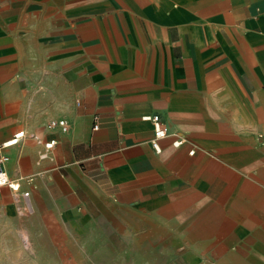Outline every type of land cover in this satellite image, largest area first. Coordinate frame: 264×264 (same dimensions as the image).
<instances>
[{"label": "crops", "instance_id": "0c3cea01", "mask_svg": "<svg viewBox=\"0 0 264 264\" xmlns=\"http://www.w3.org/2000/svg\"><path fill=\"white\" fill-rule=\"evenodd\" d=\"M1 154L0 264L128 213L264 264V0H0Z\"/></svg>", "mask_w": 264, "mask_h": 264}, {"label": "rangeland", "instance_id": "374dc122", "mask_svg": "<svg viewBox=\"0 0 264 264\" xmlns=\"http://www.w3.org/2000/svg\"><path fill=\"white\" fill-rule=\"evenodd\" d=\"M138 223V225H137ZM106 226V227H103ZM148 220L128 213L124 220H103L88 233L78 234L75 250L45 252V264H234L214 251H187L180 241L150 229ZM30 254L32 252H29ZM235 264H252L246 252H238ZM50 256V257H49ZM42 262L31 258L30 263Z\"/></svg>", "mask_w": 264, "mask_h": 264}, {"label": "built area", "instance_id": "2783aa9c", "mask_svg": "<svg viewBox=\"0 0 264 264\" xmlns=\"http://www.w3.org/2000/svg\"><path fill=\"white\" fill-rule=\"evenodd\" d=\"M144 119L151 120L154 125V135L151 138V144L155 149L160 148V139L166 135L167 127L166 124L162 122L160 116L158 114H145L143 116ZM53 126H58L61 128L63 132L68 131L69 125L65 119H57L51 122ZM95 129L98 128V123H95L93 126ZM24 135V131L21 130L14 134V137L6 142L3 143V146H7L10 144H14L18 141L20 137ZM180 141L176 140L174 143H179ZM56 143L55 139H51L45 143L47 149H51L54 144ZM46 155V154H45ZM8 159L7 155L1 154L0 155V189L3 186H9L13 190H19L20 184L16 180L11 179L7 170L4 168V162Z\"/></svg>", "mask_w": 264, "mask_h": 264}]
</instances>
